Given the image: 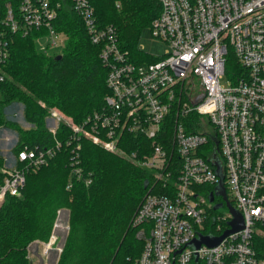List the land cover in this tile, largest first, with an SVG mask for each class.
<instances>
[{"label":"built area","instance_id":"2783aa9c","mask_svg":"<svg viewBox=\"0 0 264 264\" xmlns=\"http://www.w3.org/2000/svg\"><path fill=\"white\" fill-rule=\"evenodd\" d=\"M112 1L121 8L122 0ZM157 1L160 12L149 31L166 51L151 63L131 60L116 27L96 14L94 0H5L0 6V84L11 35L34 34L46 49H58L57 38L65 36L57 25L65 12L100 47L108 90L102 108L80 123L49 109L48 131L55 135L63 124L69 132L51 147L16 151L19 133L0 127L12 150L10 157L0 150V205L7 196H20L26 176L63 145L70 148L73 179L90 185L91 174L80 167L85 139L153 179L131 220L143 246L128 264H264V0ZM231 57L236 70L228 67ZM5 108L6 121L33 127L23 104ZM220 183L227 203L216 195ZM227 204L243 228L216 246L195 248L200 236L217 238L232 229ZM56 226L42 243L46 253L56 242Z\"/></svg>","mask_w":264,"mask_h":264},{"label":"trees","instance_id":"16d2710c","mask_svg":"<svg viewBox=\"0 0 264 264\" xmlns=\"http://www.w3.org/2000/svg\"><path fill=\"white\" fill-rule=\"evenodd\" d=\"M4 2L0 0V6ZM94 7L103 24L116 27L119 45L133 62L157 59L138 48L140 31L149 29L160 12L157 0H122L120 9L112 0H94ZM57 30L65 36L59 54L41 52L34 34L11 35L0 84V127L19 133L16 151L25 145L47 148L65 141L69 133L65 125L60 124L55 135L48 131L49 109L57 108L80 123L102 108L108 94L100 47L91 43L76 16L63 12ZM13 103L23 104L25 120L33 127L24 130L5 120L3 110ZM79 154L80 167L91 174L90 185L73 179L70 148L63 145L46 166L26 176L20 196L5 197L0 205V264H32L28 246L49 241L59 211H67L69 218L56 264H128L140 255L143 245L131 220L153 182L151 175L85 139ZM2 179L0 172V183ZM69 183L72 187L67 189Z\"/></svg>","mask_w":264,"mask_h":264},{"label":"rangeland","instance_id":"374dc122","mask_svg":"<svg viewBox=\"0 0 264 264\" xmlns=\"http://www.w3.org/2000/svg\"><path fill=\"white\" fill-rule=\"evenodd\" d=\"M56 43H57V46L60 48L50 50V49H46L44 41H36L37 46H39V50L41 52H44L46 50L47 54H59L62 51L64 41H60V39L57 38ZM61 46H62V48H61ZM138 48H139V50H141V52H143L145 55H147L149 57H161L162 55H164V53L166 51L165 44L162 42L156 41L151 36L148 28H143L140 31L139 36H138ZM228 67H232L234 70H236L233 58L230 59V63L228 65ZM221 83H222V85H226V83H227L226 79L224 78ZM6 109L7 108H4V110H3L4 115H5ZM55 109L58 110L57 108H55ZM20 122H21L20 125L26 123L23 121L22 117L20 118ZM3 128L9 130L14 136H17V131L15 129L10 128L9 126H5ZM9 147H10L9 141L7 142L6 137L4 136L3 132L1 131L0 132V150H5L6 157H10L12 154V150ZM0 154H2L1 151H0ZM114 156H116V155H114ZM117 157H119V156H117ZM119 158H121V157H119ZM121 159L127 161L128 163H130L134 167H137L136 164H133L132 162L128 161L126 158L125 159L121 158ZM61 212H64V213H61ZM60 213H61L60 214V217H61L60 223H62V225H60L59 228L61 230L60 229L55 230V234L57 235V238H56V242L51 247V249L46 253V251L44 250V245H42V243L41 244L38 243L37 246L34 245V247L31 249L32 251L29 249V247L31 246L32 243L28 246V249H27L28 257H29L30 261L32 262V264H56L57 263L59 256H60V253L63 250V246L65 244V239H66V236L68 233V218H69L67 211H60ZM63 225H64V227L66 226L65 229H63ZM57 226H58V224H57ZM52 232H53V230H52ZM63 239H64V243H63Z\"/></svg>","mask_w":264,"mask_h":264},{"label":"water","instance_id":"95a60500","mask_svg":"<svg viewBox=\"0 0 264 264\" xmlns=\"http://www.w3.org/2000/svg\"><path fill=\"white\" fill-rule=\"evenodd\" d=\"M58 58H60V56H58ZM201 98L202 97L196 98L193 103L196 105L201 100ZM216 195L217 196H221L222 199L226 202V196H225V193H224V190L222 188L221 183L216 188ZM212 200H213V197H210V201H212ZM219 207H221L220 204L216 205L214 208L217 209ZM228 208H229V211L231 212V214L233 215V218H234L233 221L231 222L232 229L227 230L226 232L223 233V235H221L220 237H217V238H213V237H210V236H205V237L200 236L199 240H195L193 242V244H192L195 248H199L201 244H205V245H207L209 247L216 246L226 236H228L229 234H231L233 232L239 231V230H241L243 228L241 216L232 207H229V205H228ZM59 213H60V211L58 212V215H57V218H56V222H55V226H56V223L58 222L59 218H61ZM61 213H64V212H61ZM56 229H57V227H56ZM54 233H55V230H54ZM63 243H64V239H63Z\"/></svg>","mask_w":264,"mask_h":264},{"label":"crops","instance_id":"0c3cea01","mask_svg":"<svg viewBox=\"0 0 264 264\" xmlns=\"http://www.w3.org/2000/svg\"><path fill=\"white\" fill-rule=\"evenodd\" d=\"M68 213V212H67ZM57 229H59V228H57ZM56 228H55V230H57ZM38 243H40L41 244V242H33L32 244H31V246L29 247V249L31 250L33 247H34V245L35 246H37V244ZM32 251V250H31ZM32 253V252H31Z\"/></svg>","mask_w":264,"mask_h":264},{"label":"bare ground","instance_id":"6f19581e","mask_svg":"<svg viewBox=\"0 0 264 264\" xmlns=\"http://www.w3.org/2000/svg\"><path fill=\"white\" fill-rule=\"evenodd\" d=\"M60 214H61V213H60ZM59 220H60V218H59ZM59 220H58V221H59ZM60 222H61V220H60ZM60 222H59V223H60ZM57 224H58V223H57ZM59 229H60V228H59ZM63 229H64V225H63ZM60 230H61V229H60Z\"/></svg>","mask_w":264,"mask_h":264}]
</instances>
